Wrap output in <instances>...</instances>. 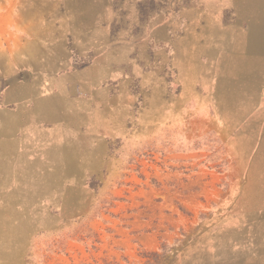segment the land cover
<instances>
[{"label":"rangeland","instance_id":"1","mask_svg":"<svg viewBox=\"0 0 264 264\" xmlns=\"http://www.w3.org/2000/svg\"><path fill=\"white\" fill-rule=\"evenodd\" d=\"M46 1L77 99L0 136V264H264V0Z\"/></svg>","mask_w":264,"mask_h":264},{"label":"crops","instance_id":"2","mask_svg":"<svg viewBox=\"0 0 264 264\" xmlns=\"http://www.w3.org/2000/svg\"><path fill=\"white\" fill-rule=\"evenodd\" d=\"M64 37L51 2L0 0V136L54 124L76 101L71 76L62 74Z\"/></svg>","mask_w":264,"mask_h":264}]
</instances>
